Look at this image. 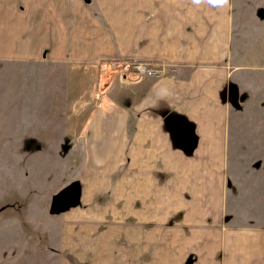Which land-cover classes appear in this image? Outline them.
Segmentation results:
<instances>
[{"label": "crops", "instance_id": "1", "mask_svg": "<svg viewBox=\"0 0 264 264\" xmlns=\"http://www.w3.org/2000/svg\"><path fill=\"white\" fill-rule=\"evenodd\" d=\"M250 19L236 0H0V60L67 67L62 145L83 150L59 264H264L262 199L245 200L261 191L231 180L223 98L264 74Z\"/></svg>", "mask_w": 264, "mask_h": 264}, {"label": "rangeland", "instance_id": "2", "mask_svg": "<svg viewBox=\"0 0 264 264\" xmlns=\"http://www.w3.org/2000/svg\"><path fill=\"white\" fill-rule=\"evenodd\" d=\"M236 4L247 23L251 17L264 21V0ZM258 39L255 53L264 60L263 28ZM254 72V80L247 77L249 85L231 84L223 98L230 106L231 180L241 185L244 176L255 179L261 193L248 191L245 200L262 199L264 219V74ZM66 75L65 65L44 59L0 60V264H59L62 226L56 215L79 205L80 197L68 201L80 192L78 184L68 186L77 176L83 150L62 145L69 105ZM77 87L75 96L81 90Z\"/></svg>", "mask_w": 264, "mask_h": 264}, {"label": "built area", "instance_id": "3", "mask_svg": "<svg viewBox=\"0 0 264 264\" xmlns=\"http://www.w3.org/2000/svg\"><path fill=\"white\" fill-rule=\"evenodd\" d=\"M112 61L108 65H112L114 70H118L119 68L126 73H134L140 76L146 77H164L167 75V71L164 68H159L153 64L145 63V62H135V61Z\"/></svg>", "mask_w": 264, "mask_h": 264}, {"label": "trees", "instance_id": "4", "mask_svg": "<svg viewBox=\"0 0 264 264\" xmlns=\"http://www.w3.org/2000/svg\"><path fill=\"white\" fill-rule=\"evenodd\" d=\"M75 185H77V184H76V183H72V184H70V185L68 186V189H70V188H71V189L74 188ZM68 189H67V190H68ZM76 190H77V189H76ZM75 193H76V194H75L74 196L68 198L69 203H72V201H73L74 199L77 200V198L79 197V192L76 191ZM67 203H68V202H67ZM67 203H66V204H67ZM76 203H77V201H76Z\"/></svg>", "mask_w": 264, "mask_h": 264}, {"label": "clouds", "instance_id": "5", "mask_svg": "<svg viewBox=\"0 0 264 264\" xmlns=\"http://www.w3.org/2000/svg\"><path fill=\"white\" fill-rule=\"evenodd\" d=\"M195 3H200V0H194ZM212 4L215 5H224L227 4L228 0H210Z\"/></svg>", "mask_w": 264, "mask_h": 264}]
</instances>
